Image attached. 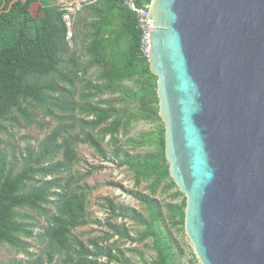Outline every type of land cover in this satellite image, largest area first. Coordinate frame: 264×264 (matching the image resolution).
<instances>
[{"label":"trees","instance_id":"trees-1","mask_svg":"<svg viewBox=\"0 0 264 264\" xmlns=\"http://www.w3.org/2000/svg\"><path fill=\"white\" fill-rule=\"evenodd\" d=\"M125 1L82 4L84 17L79 23L85 27V43L84 53L77 55L70 49L64 11L56 0H0V130L4 121L17 119L15 112L29 124L35 122L32 108L49 115L62 113L59 125L38 147L27 149L19 171L0 154V246L9 245L26 257L8 264H136L117 244H108L114 237L123 243L150 242L155 254L143 264H183L169 225L184 229L186 197L169 173L164 128L154 136L140 137V144L149 142L155 150L131 155L118 145L119 133H126L129 125L123 111L119 113L114 104L106 105L101 98L119 92L124 81L140 80L139 90L125 95L138 101V117L160 119L157 78L150 72L149 62L139 56L140 31ZM149 1L135 0L139 6ZM34 4L39 6L36 14ZM93 68L99 69L97 81L86 78ZM78 81L84 83L79 101L70 89ZM78 126L80 132L72 134ZM107 136L115 145L113 159L133 173L136 185L149 181L153 194L163 185V191L174 190V196L182 199L179 204L168 203L164 216L160 204L146 193L135 195L146 213L102 197L111 218L128 219L141 228L134 237L125 222L109 221L104 236L85 243L73 231L90 223V189L72 185L73 177L63 173L80 160L76 151L80 142L88 143L105 160L101 141ZM129 142L137 141L132 138ZM24 210L42 216L46 226L35 232L33 217ZM29 239L42 247L39 253L31 250Z\"/></svg>","mask_w":264,"mask_h":264},{"label":"water","instance_id":"water-1","mask_svg":"<svg viewBox=\"0 0 264 264\" xmlns=\"http://www.w3.org/2000/svg\"><path fill=\"white\" fill-rule=\"evenodd\" d=\"M169 173L200 264H264V0H151Z\"/></svg>","mask_w":264,"mask_h":264},{"label":"rangeland","instance_id":"rangeland-1","mask_svg":"<svg viewBox=\"0 0 264 264\" xmlns=\"http://www.w3.org/2000/svg\"><path fill=\"white\" fill-rule=\"evenodd\" d=\"M74 6H77L78 2L81 4L89 0H71ZM38 4H34L32 12L36 14L38 12ZM82 7V6H81ZM80 9L74 16V35L75 38L70 42V49L77 55L84 53L85 43V27L82 26L80 18L84 17L83 11ZM81 10V11H80ZM86 22L84 19L82 23ZM99 74L98 68H93L89 71L86 78L94 79L97 81ZM141 81L132 79L124 81L120 85V91L117 93H106L101 98L105 101V104H114L118 112L125 115V120L128 121V129L125 132L119 133L118 139L120 142L118 145L122 146L123 150H128L131 155L144 154L148 151L155 150L154 145H150L149 142L140 144V137L156 135L158 129L164 128V122L160 118L159 120L148 119L144 117H138V101L136 98H130L125 95L126 92L139 90L141 87ZM83 82L78 81L73 88L74 97L79 101L83 92ZM98 98H94L97 101ZM33 118L35 122L29 124L22 116L15 112L17 115L16 120H8L3 122V130H0V154L7 156L9 166L15 171H19L24 164V157L27 154L28 148L36 149L39 143L49 135L61 121L62 113L59 111L54 112V115H49L45 111L39 108H32ZM68 121V119H65ZM130 121V122H129ZM80 132L78 126L72 131V134ZM95 136H98L94 133ZM150 137V136H147ZM134 138L137 142L131 143L129 139ZM109 136L101 141V145L104 148L107 158L102 159L88 143H77L76 151L80 158L79 161L73 163L70 170L63 173V176L73 177L72 185H87L89 187L88 205L87 211L90 219V223L76 228L73 233L80 240L88 243L89 240L98 236H104L107 232V222L124 223L131 230L132 236H137L141 227L137 226L131 220H122V218H111L108 208L102 197H110L116 204H122L137 209L139 212H144V208L139 200L135 197L138 193H146L155 198L156 201L162 207L164 216H167L166 205L168 203L179 204L182 197H175L174 190H162L163 185L157 190L155 194L152 193L148 186L150 182L143 181L139 185H136L134 175L127 169L125 165H119L112 156L115 145L108 142ZM88 172L89 175H85ZM25 213L33 217V223L35 224V232H39L46 226L45 219L35 212L24 210ZM167 224V223H166ZM174 236L178 240V247L176 251L179 255V260L183 264H198L199 261L194 254V250L190 240L188 239L185 229H180L169 225ZM117 237L111 238L108 244H117L118 247L125 251V256L135 262L136 264H143V260H149L154 256V251L151 248V243L148 241L134 242L127 241L125 243L117 241ZM31 243V250L39 253L42 247L32 239H29ZM104 243L106 241L104 240ZM132 249V250H128ZM26 260V257L22 252L10 247L9 245L0 246V264H8L14 260ZM100 262H104L103 258L99 259Z\"/></svg>","mask_w":264,"mask_h":264},{"label":"built area","instance_id":"built-area-1","mask_svg":"<svg viewBox=\"0 0 264 264\" xmlns=\"http://www.w3.org/2000/svg\"><path fill=\"white\" fill-rule=\"evenodd\" d=\"M56 4L64 11L63 20L67 26V40L71 42L74 37V16L80 9L82 4L78 2L77 6H74L71 0H56ZM150 4L145 3L142 6L136 4L135 0H126L125 5L135 14L137 27L140 31V40L138 52L139 56L146 61H149L150 50V32L154 30L153 19H150Z\"/></svg>","mask_w":264,"mask_h":264}]
</instances>
